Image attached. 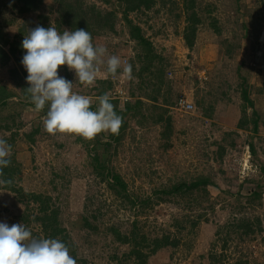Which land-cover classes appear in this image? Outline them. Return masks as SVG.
<instances>
[{"label":"rangeland","instance_id":"374dc122","mask_svg":"<svg viewBox=\"0 0 264 264\" xmlns=\"http://www.w3.org/2000/svg\"><path fill=\"white\" fill-rule=\"evenodd\" d=\"M42 1L41 10L18 14L17 0H0V34L14 39L21 28L26 32L34 28L38 15L47 14L49 27H56V5L53 0ZM76 1L71 0L72 4ZM185 1L154 0L149 10L125 13L123 0H79L103 16L113 14L112 30L103 26L93 35V43L119 55L122 67L112 76L105 64L91 86L76 82L75 73L66 65L58 69L60 76L75 83L73 91L91 96L95 105L98 90L108 82L107 93L121 104L140 85L143 116L127 118L128 128L116 151L110 152V164L133 195L148 200L141 214L140 208L115 197L93 173L86 151L92 147L102 151L108 133L98 135L101 142L95 144L97 138L52 135L43 130L47 106L37 112L33 104L13 98L0 108V126L9 127L0 129V138L12 146L10 157L15 166L20 165L16 185L24 193L57 201L61 225L76 245L77 264H134L133 257L123 261L129 247L112 243L105 233L108 227L127 233L133 223L139 235L170 234L180 240L176 248L152 255L147 264H208L210 253L223 255L222 264L238 260L264 264V0H194L200 23L191 49L183 39ZM127 21L140 28L155 55L141 79L137 75L145 52L130 38ZM125 62L132 65V80L121 74ZM9 69H16L25 81L27 72L12 59L0 67V84L19 97ZM243 87L254 108L242 101ZM180 99L192 108L178 107ZM243 106L249 118L253 109L257 112L256 130L252 125L236 128ZM34 128L39 132L30 143L26 135ZM199 175L211 177L214 184L207 188L208 201L202 200L201 207L193 195L183 200H158L154 195V190L170 182ZM254 191L261 197L247 205L246 198ZM239 203L245 205L244 210H237ZM26 210L15 194L0 188V222L23 223L20 217ZM27 212L31 221L36 206L28 205ZM83 218L95 229H81ZM241 218L259 219L262 231L240 236L241 231L232 225ZM29 228L40 232L33 222Z\"/></svg>","mask_w":264,"mask_h":264},{"label":"trees","instance_id":"16d2710c","mask_svg":"<svg viewBox=\"0 0 264 264\" xmlns=\"http://www.w3.org/2000/svg\"><path fill=\"white\" fill-rule=\"evenodd\" d=\"M55 6V13L57 15L56 19V28L58 31L62 32L64 29H68L70 31L75 29L83 28L89 31L93 37L97 31L101 30L103 26H107L112 30L113 28V14H107L105 16L101 15L99 11L96 10L94 6H85L76 1L77 4H72L71 0H53ZM194 0H186L185 1V11L187 13L186 21L187 27L185 29L183 39L186 46L191 49L194 43L196 27L200 23V19L194 11ZM18 3V14H26L31 12H37L41 10L42 0H17ZM123 4L125 6L124 12H131L137 10H149L154 4V0H123ZM48 15H38V21L34 28L37 25L43 26L45 28L49 27V19ZM129 26V35L132 40H134L138 46H140L145 52V63L142 65L141 70L138 73V78H142V74L149 71L152 61L155 58L153 51L144 39L141 34L140 28L137 26H133L131 22L127 21ZM0 29H3L0 26ZM215 32L218 34L217 29L214 27ZM26 31L24 28H21V31L18 36L14 39H10L6 37L4 34H0V67H3L8 64V62L12 59L15 63H21L22 57L25 54L24 50L21 47L22 40ZM9 78L12 80L14 86L19 90L20 96L11 91H9L4 85L0 84V108H3L7 105V103L13 98H19L20 102H24V104L30 103V98L25 89L29 87L25 80H23L22 76L16 69H9L7 71ZM105 82V81H101ZM107 88H110V83L108 82L107 87L105 89L98 90V96L107 93ZM140 85L138 89L135 91L132 90L129 93L130 99L125 101L124 103H120L118 98H111V103L115 106V111L118 115L123 118L122 126L119 130L118 134L108 133L107 141L102 143L103 149L100 152L95 150V147L91 149H87L86 153L88 154V158L90 160V165L92 166L93 173L96 177L99 178L101 182H103L106 188L114 194L119 200L123 202H127L130 207L140 208L139 214L143 212V210L148 206V200H140L137 196L133 195L126 182L122 178V176L117 173L114 168L111 166V153L116 151L117 145L123 139L124 134L128 128L127 118L129 116L135 118L139 115H142V101L139 98L140 94ZM243 90H240V94L242 96V101L247 104L250 108H254L253 102L248 98V89L247 87H243ZM98 103V102H97ZM98 105L92 104V110H96ZM121 106V107H120ZM242 117L239 119L237 123V129L245 130V128L249 125H252L254 130H256L258 114L253 109L252 115L249 118L245 115V106H243V110L241 111ZM143 116V115H142ZM161 121V119H159ZM0 129L8 130L9 127L7 125L0 126ZM39 132L38 128H34L30 133L26 136L30 143L34 142L33 137L35 134ZM104 134V133H102ZM95 142L100 143V139L96 136ZM113 149V151H112ZM252 151L253 148H251ZM224 152L221 150L219 153L220 156ZM11 164L9 167L3 170V179L10 180L11 184L7 186L0 187L1 189L7 190L13 194H15L18 201L26 204V208L28 210V205L36 206V215L32 218L28 215L29 213L24 211L20 220L26 224L29 228L33 223L39 225L40 232H32V235L37 238H50V239H59L64 242L70 251V255L76 259V245L70 241V235L65 227H62V223L60 222L59 216V207L56 205L57 201H52L51 197L42 194L35 193H24L23 189L16 185V182L19 181L20 165L19 163L16 166L13 163L12 157ZM261 172L264 175V168H261ZM209 186H214L211 181V177L207 175H199L191 180L182 179L177 182H170L166 186H163L159 189L154 190V195H158L157 199L162 200L163 198L169 199H179L183 200L187 197L196 196L197 206H202L203 202L207 203L208 198V190ZM256 188H259L260 185L258 182L255 184ZM261 193L259 191H254L252 196L246 198L247 205H253L252 202H256L260 199ZM211 208V203L210 206ZM237 210L242 211L245 209V205L243 206L241 203L237 205ZM83 223L81 224V229H86L87 231H92L95 228L90 225L86 218H83ZM233 228L241 231L240 236H247L250 234H254L256 232H261V224L259 219H246L241 218L237 219L236 223L232 225ZM132 228L127 233L121 232L119 228L116 227H108L105 230V233L111 236L112 243H117L119 245H126L129 247V252L123 255V261H128L133 257L134 264H147L148 259L152 255H156L159 251L168 249V248H176L180 240L176 237L171 236L170 234H164L161 236L149 238L147 235H139L137 233L136 225L133 223ZM146 251H142V250ZM112 259H116L117 257L112 256ZM223 255H215L208 254V264H222ZM81 263H84L81 260ZM234 264H246V261L238 260Z\"/></svg>","mask_w":264,"mask_h":264},{"label":"clouds","instance_id":"9594fccd","mask_svg":"<svg viewBox=\"0 0 264 264\" xmlns=\"http://www.w3.org/2000/svg\"><path fill=\"white\" fill-rule=\"evenodd\" d=\"M21 64L27 72L25 91L37 112L47 106L42 118L43 130L55 135L72 134L93 140L102 133L118 134L123 118L115 111L108 93L93 98L73 91L75 83L58 74L67 66L75 73L76 82L93 85L106 64V71L116 76L122 67L119 55L110 54L107 46L94 44L91 33L83 28L58 31L53 25L29 29L21 44ZM122 75L129 80L132 65L124 63ZM12 146L0 138V186L11 184L3 179V170L11 164ZM0 264H77L68 246L59 239L37 238L23 223L0 222Z\"/></svg>","mask_w":264,"mask_h":264},{"label":"built area","instance_id":"2783aa9c","mask_svg":"<svg viewBox=\"0 0 264 264\" xmlns=\"http://www.w3.org/2000/svg\"><path fill=\"white\" fill-rule=\"evenodd\" d=\"M168 76H170V74H168ZM176 104L178 107H180L184 111H188L192 108L190 103H187L186 101H184L182 99H180Z\"/></svg>","mask_w":264,"mask_h":264},{"label":"bare ground","instance_id":"6f19581e","mask_svg":"<svg viewBox=\"0 0 264 264\" xmlns=\"http://www.w3.org/2000/svg\"><path fill=\"white\" fill-rule=\"evenodd\" d=\"M263 36H264V34H263ZM263 38H264V37H262V39H263ZM246 157H247V156H246ZM246 157H245V158H246Z\"/></svg>","mask_w":264,"mask_h":264}]
</instances>
